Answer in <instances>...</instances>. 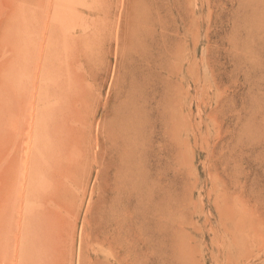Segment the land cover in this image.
Here are the masks:
<instances>
[{
	"label": "rangeland",
	"instance_id": "1",
	"mask_svg": "<svg viewBox=\"0 0 264 264\" xmlns=\"http://www.w3.org/2000/svg\"><path fill=\"white\" fill-rule=\"evenodd\" d=\"M42 49L53 62L38 69ZM13 51L18 81L52 83L18 86L24 114L39 113L40 188L45 107L74 110L50 264H118L102 237L115 219L121 264H264V0H0L1 130ZM14 237L4 263L26 264Z\"/></svg>",
	"mask_w": 264,
	"mask_h": 264
},
{
	"label": "bare ground",
	"instance_id": "2",
	"mask_svg": "<svg viewBox=\"0 0 264 264\" xmlns=\"http://www.w3.org/2000/svg\"><path fill=\"white\" fill-rule=\"evenodd\" d=\"M44 45L42 48H44ZM45 51L46 50L43 49L41 50V52L39 51L41 54L36 56V58L33 60L34 62L33 64H35V67H37L38 69L47 68L49 64L53 62L51 55ZM18 60L19 59L17 58L16 51L15 52L13 51L10 60L11 73H12L11 95H10L11 96L10 121L12 127L10 125V127L8 126L6 129L3 127L4 130L0 129V264H5L7 263L6 261L9 260L10 257L9 250L11 249V244H12L11 234L14 232H15V237L13 241L14 248L13 251L11 250L13 252L12 254L13 261H16L18 263L17 259L20 258L22 259V261H25L26 264H50L48 258L52 255L51 254L52 242L56 241L55 239L58 236V233L60 232L61 226H63L62 225V221H63L62 218L64 215L63 211H69L70 209L68 204L63 206L61 201L66 195V191L64 188L65 184L63 180H66L68 176H71L73 175V173H76V171L74 170V163L76 160L75 157H77V155L70 154V149L73 140L70 138L73 137L71 120H72V115L74 114L73 113L74 110L69 109L67 107L66 109H62L60 111L58 110L53 111L52 108L48 109L49 108L48 106H50V104L47 105V107H45L48 110L45 111V115L47 118L50 119L51 122H49L50 128L47 129L44 133L46 139H45V145L40 149L41 150L39 156L40 159L38 158V161H40V163L37 161V163L40 164V167L43 170L44 182L46 181L45 187L40 188L39 184H37L38 182H36L37 180L35 181L30 178L33 169L32 165L36 163V162L34 163V161H36V157H33L31 154L32 144L36 145L39 143L38 142L39 139L35 131L39 113L38 112L32 113L31 118L30 115L29 117H27L28 115H25L27 112L26 113L23 112L24 100L23 99L20 100V96L22 95L19 94L20 91L18 86L21 87L20 90L23 89L24 91H26V88L29 86L28 84H30V86L33 84V86L35 87L33 86L32 87L36 89V87H38V85L40 86L41 84L43 85L45 84L47 87L49 86L51 87L52 83L49 84L50 81L44 82L43 78L38 77L37 74L34 78L32 77L28 78L24 76L23 73H21L22 75L20 77L18 76L19 77V81H18L16 74ZM25 68L26 66L23 64L22 71H24ZM32 89L30 91H32ZM76 93L78 92H76L75 90V94ZM53 95L54 94L52 93L51 96L49 95L48 97L46 96L44 102L47 103L51 101L52 98L50 97H52ZM79 95L80 94L78 93L77 96ZM7 99L9 100L10 97ZM35 106L36 105H34L33 107ZM0 112H2V114L4 113L3 111ZM1 116L3 117L4 115ZM66 116L69 118V121L66 118ZM25 117H27L28 120H26ZM7 124H9V121L7 122ZM19 163L23 165L24 167L23 173H25L23 175L24 181H22L23 183L20 187L21 192L19 194V197L20 198L23 197L21 198L22 202L24 199H27L28 201H31L33 203V204L31 203L30 208L26 212H24V209L22 207V202L20 201V199L18 200L19 202H21V203L18 202L19 205L21 206V208L20 206H18L20 208V209L18 208L20 211H15V209H13L14 207L10 209L15 190L17 193V187H18L17 186L18 181L17 180L15 181V177H13V171L16 167L18 168ZM14 173L16 174L15 171ZM18 176L16 175L17 179ZM45 177H47V180ZM14 203H15V199H14ZM24 217H25L26 225L22 226L21 220H23ZM111 222H112L111 224L112 229L103 232L102 237L104 238V241L106 243L109 242V246L112 251V254H113V249L117 248L116 253H114L115 256L114 258L118 262V264H121L122 260L119 259L121 255L120 252L118 251L119 242L117 241V237H115L118 236L121 238L122 236L121 235L122 231L120 232L121 224H119V222L121 221L115 219L112 220ZM21 238H25V243H26L25 246L27 245L25 252L20 250L18 244ZM113 239L116 240L115 241L116 247H114ZM122 245L124 246L123 243ZM4 260H6L5 263Z\"/></svg>",
	"mask_w": 264,
	"mask_h": 264
}]
</instances>
